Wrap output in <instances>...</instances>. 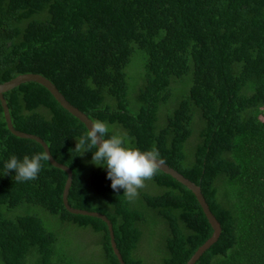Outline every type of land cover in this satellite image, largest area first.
<instances>
[{"label": "trees", "instance_id": "1", "mask_svg": "<svg viewBox=\"0 0 264 264\" xmlns=\"http://www.w3.org/2000/svg\"><path fill=\"white\" fill-rule=\"evenodd\" d=\"M26 74L201 188L222 230L195 264H264V0H0V84ZM4 96L14 129L72 170L69 205L110 220L124 264H188L211 239L194 193L159 169L131 200L114 191L47 88ZM40 152L0 101V264H120L106 222L65 206V171L5 175Z\"/></svg>", "mask_w": 264, "mask_h": 264}, {"label": "clouds", "instance_id": "2", "mask_svg": "<svg viewBox=\"0 0 264 264\" xmlns=\"http://www.w3.org/2000/svg\"><path fill=\"white\" fill-rule=\"evenodd\" d=\"M76 140L75 150L82 155L92 152L91 163L107 169V179L114 191L124 190L130 200L138 195V190L145 186V181L156 175L163 163L159 151L153 147L149 151L135 148L125 134L114 132L103 121L91 122V128ZM95 148L93 152L91 149ZM49 160L46 152H40L23 159L12 155L4 164L5 175L15 172L17 182L35 180L42 169V161ZM110 206V205H109Z\"/></svg>", "mask_w": 264, "mask_h": 264}, {"label": "water", "instance_id": "3", "mask_svg": "<svg viewBox=\"0 0 264 264\" xmlns=\"http://www.w3.org/2000/svg\"><path fill=\"white\" fill-rule=\"evenodd\" d=\"M27 82H35L38 83L42 86H44L45 88H47L51 94L57 99V101L67 110L69 111L72 115H74L75 117H77L79 120H81L86 126L87 128L90 130L91 128V122H93L86 114H84L82 111H80L78 108L74 107L63 95L62 93L57 89V87L47 78L38 75V74H26V75H21L16 77L15 79L4 83V84H0V101L2 103V107L4 109V114H5V118H6V122L8 124V128L9 130L17 137L20 138H26V139H32L37 141L38 143H40L45 152L49 155V161L50 163L65 171L68 174V180L66 183V187H65V191H64V203L65 206L67 207V209L73 213V214H81V215H86V216H91V217H97L101 220H103L104 222H106V224L109 227L110 230V235H111V242H112V248L116 254V256L118 257L120 264H124V260L117 248V244L115 241V235H114V230H113V225L110 222V220L100 214V213H96V212H88L85 210H79V209H74L69 205L68 202V195H69V191L72 185V179H73V173L72 170L63 165L58 163L54 157L52 156L50 149L48 147V145L46 144V142L34 135H30V134H26L20 131H17L14 129L13 125H12V120H11V116H10V111L5 99L4 94L15 89L16 87L27 83ZM159 170L163 171L164 173L172 176L174 179H176L178 182H180L181 184H183L184 186H186L189 190H191L194 195L196 196L198 202L200 203L201 207L204 210L205 215L207 216L213 230V236L211 237V239H209L202 247H200V249L197 251V253L193 256V258L188 262V264H195L197 262V260L201 257V255L208 250L220 237L221 234V224L218 222V220L216 219V217L214 216V214L211 212L209 205L206 202L205 197L202 194L201 188L199 186H197L195 183H193L192 181H190L189 179H187L186 177H184L182 174H180L178 171L174 170L173 168H171L170 166H168L167 164H165L164 162L160 165V167L158 168Z\"/></svg>", "mask_w": 264, "mask_h": 264}]
</instances>
